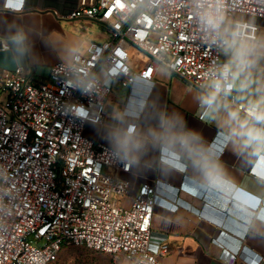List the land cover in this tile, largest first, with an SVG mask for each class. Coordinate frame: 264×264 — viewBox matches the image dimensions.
<instances>
[{
    "label": "built area",
    "instance_id": "obj_1",
    "mask_svg": "<svg viewBox=\"0 0 264 264\" xmlns=\"http://www.w3.org/2000/svg\"><path fill=\"white\" fill-rule=\"evenodd\" d=\"M81 0L71 20H90L109 30L69 63L51 67L47 81L25 67L0 78V264H54L69 247L86 248L133 264H164L165 239L155 238L156 207L165 202L160 180L132 181L111 148L85 135L101 126L114 86L153 83L166 68L203 94L211 67L223 63L219 49L203 39L190 0ZM228 18L261 20L264 0H223ZM246 23V22H244ZM147 58L134 68L132 53ZM119 70L118 75H111ZM95 78L82 95L79 79ZM228 100L240 104L232 94ZM71 105L82 106L76 116ZM137 126V124H134ZM264 162V158H260ZM229 264L239 257L224 253Z\"/></svg>",
    "mask_w": 264,
    "mask_h": 264
},
{
    "label": "crops",
    "instance_id": "obj_2",
    "mask_svg": "<svg viewBox=\"0 0 264 264\" xmlns=\"http://www.w3.org/2000/svg\"><path fill=\"white\" fill-rule=\"evenodd\" d=\"M81 0H0V57L4 71L25 67L26 74L37 81L50 77L39 76L38 69L51 67L59 62L69 63L72 57L87 48L83 36L90 42L108 40L109 30L101 23L90 20H71L69 15L80 6ZM237 20L261 26L259 19L235 14ZM17 28L28 34L31 50L21 55L8 37ZM223 61L225 57L222 56ZM264 63V62H263ZM144 64V63H143ZM143 64L134 68H140ZM122 88L114 86L106 99L103 125H88L85 135L95 143L111 148L108 136L116 123L114 110H132L135 118H126L123 126L137 124L147 132L157 123L161 111L182 114L187 125L210 141L222 161L234 188L227 193L199 190L189 184L191 168L184 171H162L159 152L151 141L146 142L144 152L133 172L132 181L160 180L162 197L171 205L159 204L155 209L152 233L155 238L165 239L169 253L164 264H229L224 253L239 257L237 264H264V225L260 231H249L246 221L254 214L264 218V162L253 158L243 150L237 152L226 139H221L217 128L202 117L204 109L199 103L202 95L166 68H158L153 83L138 81L127 87L128 94L121 96ZM256 171H255V170Z\"/></svg>",
    "mask_w": 264,
    "mask_h": 264
},
{
    "label": "clouds",
    "instance_id": "obj_3",
    "mask_svg": "<svg viewBox=\"0 0 264 264\" xmlns=\"http://www.w3.org/2000/svg\"><path fill=\"white\" fill-rule=\"evenodd\" d=\"M154 0L138 7H150ZM191 11L206 43L216 46L224 55L223 63L211 67L199 103L212 117L220 138L226 139L235 151L253 158L264 155V34L250 23L229 19L223 0H190ZM15 50L25 55L31 50L28 34L23 28L8 37ZM119 74V70L111 75ZM93 78L76 81L82 95L93 92ZM241 101L228 100L234 94ZM76 116L86 115L82 106L71 105ZM126 118H135L132 110H114L116 122L109 131L108 143L126 169L139 163L146 142L151 141L159 152L162 171H184L191 168L189 184L199 190L227 193L234 188L220 156L210 149L200 132L191 129L182 114L161 111L157 123L144 132L134 124L123 126ZM257 179L264 181V176ZM264 218L254 214L246 221L249 231H260Z\"/></svg>",
    "mask_w": 264,
    "mask_h": 264
},
{
    "label": "rangeland",
    "instance_id": "obj_4",
    "mask_svg": "<svg viewBox=\"0 0 264 264\" xmlns=\"http://www.w3.org/2000/svg\"><path fill=\"white\" fill-rule=\"evenodd\" d=\"M259 34H264V30L260 27ZM89 37L83 36L81 40L85 42L87 47L92 43L89 40ZM84 51V50H83ZM82 51V52H83ZM224 56V55H223ZM133 65L134 67L141 65L146 62L147 58L143 56L140 52H133ZM264 61H262L263 63ZM39 76L49 77L50 70L47 68L38 69ZM128 89L124 88L121 90V96L125 97L128 94ZM54 264H133L123 258L115 259L113 256L101 252H95L88 250L86 248H73L69 247L64 249L59 255L58 260Z\"/></svg>",
    "mask_w": 264,
    "mask_h": 264
},
{
    "label": "water",
    "instance_id": "obj_5",
    "mask_svg": "<svg viewBox=\"0 0 264 264\" xmlns=\"http://www.w3.org/2000/svg\"><path fill=\"white\" fill-rule=\"evenodd\" d=\"M200 115L208 120H210L212 117L204 112V109L200 111ZM255 170V169H254ZM256 171V170H255Z\"/></svg>",
    "mask_w": 264,
    "mask_h": 264
},
{
    "label": "snow or ice",
    "instance_id": "obj_6",
    "mask_svg": "<svg viewBox=\"0 0 264 264\" xmlns=\"http://www.w3.org/2000/svg\"><path fill=\"white\" fill-rule=\"evenodd\" d=\"M5 65V61L3 57H0V67H3Z\"/></svg>",
    "mask_w": 264,
    "mask_h": 264
}]
</instances>
